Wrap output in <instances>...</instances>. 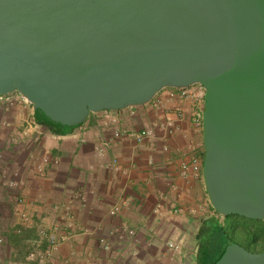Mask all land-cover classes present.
<instances>
[{"label":"water","instance_id":"water-1","mask_svg":"<svg viewBox=\"0 0 264 264\" xmlns=\"http://www.w3.org/2000/svg\"><path fill=\"white\" fill-rule=\"evenodd\" d=\"M194 84L213 209L264 221V0H0V96L54 123ZM217 264H264V250L230 241Z\"/></svg>","mask_w":264,"mask_h":264},{"label":"crops","instance_id":"crops-1","mask_svg":"<svg viewBox=\"0 0 264 264\" xmlns=\"http://www.w3.org/2000/svg\"><path fill=\"white\" fill-rule=\"evenodd\" d=\"M11 97V103H0L2 163L21 183L34 221L27 227L13 214L12 193L0 184V227L7 238L1 264L22 261L32 249L45 247L39 228L51 224L53 207L60 202L71 206L74 226L51 264H192L200 223L214 216V209L202 168L196 175L180 174L184 159L198 156L203 165V126L194 124L191 107H185L184 119L170 105L155 108L154 101L90 113L82 124L57 133L38 122L33 104L16 92ZM167 119L173 132L159 125ZM145 128L156 136L137 144L129 134ZM115 131L122 132L118 140ZM105 142L110 145L101 153ZM165 144L169 155L162 150ZM42 156L51 161L41 173L37 165ZM115 160L120 168L110 167ZM118 205L119 213L112 216L110 210ZM175 207L198 211L176 213ZM128 228L136 230L134 237ZM102 238L108 248L101 245ZM170 242L182 251L170 248Z\"/></svg>","mask_w":264,"mask_h":264},{"label":"built area","instance_id":"built-area-1","mask_svg":"<svg viewBox=\"0 0 264 264\" xmlns=\"http://www.w3.org/2000/svg\"><path fill=\"white\" fill-rule=\"evenodd\" d=\"M206 90L201 84H194L184 88H174L168 87L164 88L159 92L154 99V107L157 109L164 108L168 105L174 108L175 115L178 119H184L186 116L185 107L188 105L193 109V122L195 125H202V116L204 111V100H205ZM27 101L24 97H22ZM12 97L11 94L0 96V103H11ZM28 102V101H27ZM165 129H169L170 132H173V124L167 119L166 121L159 124ZM122 136L121 131H115L113 139H120ZM131 138L137 144H142L147 139H153L156 136V132L152 128H145L139 130L138 132H131L129 134ZM110 145L109 142H105L101 148L100 152ZM165 155H169L170 146L165 144L162 148ZM3 153L0 151V184L10 193H12L13 198V214L17 215L19 219L27 227L31 226L34 221V212L31 208V204L28 203L25 196L22 193L21 183L10 177L8 172L2 163ZM36 158V157H35ZM51 158L49 156H42L39 159L38 169L42 173L44 166L49 164ZM111 168H120L118 160H115ZM202 168V161L198 156H192L190 159H184L180 163V174L182 176H187L189 174L196 175L200 172ZM77 198L85 200V196L82 194H77ZM120 211V206H115L110 210V214L115 216ZM159 208H155L154 212H158ZM176 213L188 212L190 214H196L197 209L190 208L185 209L183 207H175L174 210ZM54 218L50 225L42 226L39 228V236L41 240L45 242V247L42 250L32 249L29 254L25 257L23 261L15 262L14 264H51L56 253L61 248L62 244H65L69 241L70 235L69 231L73 228L74 224V214L71 206L66 202H60L53 207ZM214 216L218 217L221 222L225 216L219 214L214 210ZM6 230L0 227V250L7 242ZM127 233L129 236L134 237L136 235V230L133 228H128ZM101 245L104 248H108L109 245L104 238L100 240ZM168 246L176 251L181 252L182 248L180 245L170 242ZM92 258V253L88 254V262ZM1 251H0V264H1Z\"/></svg>","mask_w":264,"mask_h":264},{"label":"trees","instance_id":"trees-1","mask_svg":"<svg viewBox=\"0 0 264 264\" xmlns=\"http://www.w3.org/2000/svg\"><path fill=\"white\" fill-rule=\"evenodd\" d=\"M36 112V118L38 122L49 125L54 132L65 133L63 130L76 127H67L58 123H54L40 110H36ZM240 219L251 220L238 215L225 216L223 222H221L220 219L215 216H210L203 219L195 236L197 243V254L195 256L194 263L217 264L225 251L226 245L230 241L238 243L236 239L239 233H246L249 236L252 234L251 240L262 244V242H264V230L259 231L247 221L240 222ZM250 244L253 245L252 243L240 245L249 249L248 245Z\"/></svg>","mask_w":264,"mask_h":264},{"label":"rangeland","instance_id":"rangeland-1","mask_svg":"<svg viewBox=\"0 0 264 264\" xmlns=\"http://www.w3.org/2000/svg\"><path fill=\"white\" fill-rule=\"evenodd\" d=\"M154 99L155 98H153V100H151L149 103L153 102ZM240 220H241L240 222H243V221L249 222L254 228H256L259 231L264 230V221L263 220H244V219H240ZM223 221H224V219H223ZM251 237H252V234L249 236L246 233H239L236 240L238 241L239 244H242V245H246L248 243H252L253 245H255L256 242L252 241ZM260 247H261V245H260ZM196 254H197V250H196ZM194 262H195V259L192 262V264H195Z\"/></svg>","mask_w":264,"mask_h":264},{"label":"flooded vegetation","instance_id":"flooded-vegetation-1","mask_svg":"<svg viewBox=\"0 0 264 264\" xmlns=\"http://www.w3.org/2000/svg\"><path fill=\"white\" fill-rule=\"evenodd\" d=\"M260 245H261V247H260ZM254 246H255V247H254ZM248 247H249V249H250L251 251L261 252V251L264 250V242H262V244L256 242L255 245H251V244H250V245H248Z\"/></svg>","mask_w":264,"mask_h":264}]
</instances>
